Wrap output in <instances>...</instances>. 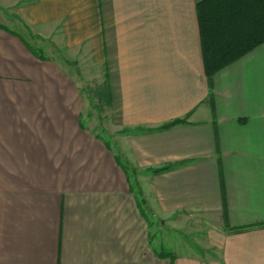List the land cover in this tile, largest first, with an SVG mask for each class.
<instances>
[{
	"label": "crops",
	"instance_id": "obj_1",
	"mask_svg": "<svg viewBox=\"0 0 264 264\" xmlns=\"http://www.w3.org/2000/svg\"><path fill=\"white\" fill-rule=\"evenodd\" d=\"M200 1L0 0V264H264V42L208 78Z\"/></svg>",
	"mask_w": 264,
	"mask_h": 264
},
{
	"label": "trees",
	"instance_id": "obj_2",
	"mask_svg": "<svg viewBox=\"0 0 264 264\" xmlns=\"http://www.w3.org/2000/svg\"><path fill=\"white\" fill-rule=\"evenodd\" d=\"M198 16L208 78L264 42V0H202ZM185 121L176 119L161 127Z\"/></svg>",
	"mask_w": 264,
	"mask_h": 264
},
{
	"label": "rangeland",
	"instance_id": "obj_3",
	"mask_svg": "<svg viewBox=\"0 0 264 264\" xmlns=\"http://www.w3.org/2000/svg\"><path fill=\"white\" fill-rule=\"evenodd\" d=\"M90 88L91 89H93V86H90ZM92 100H93V104H92V107H94V106H96L97 104H98V101L95 99V96L92 98ZM153 222V221H152ZM185 230H184V232H182V233H180V232H177L176 234H175V236L176 237H178V236H181L183 239L182 240H185V241H188L186 238H185ZM186 244V243H185ZM184 244V245H185Z\"/></svg>",
	"mask_w": 264,
	"mask_h": 264
}]
</instances>
